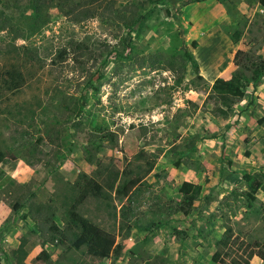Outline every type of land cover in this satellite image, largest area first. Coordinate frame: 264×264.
Returning <instances> with one entry per match:
<instances>
[{"label": "rangeland", "instance_id": "374dc122", "mask_svg": "<svg viewBox=\"0 0 264 264\" xmlns=\"http://www.w3.org/2000/svg\"><path fill=\"white\" fill-rule=\"evenodd\" d=\"M35 1L0 4V264H264L259 0H39L31 33ZM116 13L137 19L131 31ZM237 69L245 94L224 114L208 95ZM89 133L108 134L92 162ZM42 249L49 258L33 261Z\"/></svg>", "mask_w": 264, "mask_h": 264}, {"label": "trees", "instance_id": "16d2710c", "mask_svg": "<svg viewBox=\"0 0 264 264\" xmlns=\"http://www.w3.org/2000/svg\"><path fill=\"white\" fill-rule=\"evenodd\" d=\"M149 1L159 2L161 0H149ZM259 3L262 7H264V0H259ZM0 4L2 5V0H0ZM2 12L3 11L0 10V16L3 15ZM31 17H32V22L30 26L28 27V29L32 33L38 28V25L40 24V22H42V19H43L42 6L39 0L32 3ZM109 18L113 21H117V22H120L121 24H124L127 27L128 31H131L137 22V19L130 20V17H127L126 15L119 14V13H116L112 17L110 16ZM233 37H234V40L237 41L239 37L238 31L233 32ZM185 55L188 61L191 62L192 66H194L195 70H197L198 63L196 62L192 54L190 52H186ZM59 56L60 58H62L61 60H63L65 58V53L61 51L59 53ZM263 74H264V61H261L259 66L254 69L253 75L250 78L254 86L257 84V82L260 80ZM245 79L247 78L245 74L243 73V71L237 69L233 72L232 76L229 79L216 78L214 80L212 87H211L210 94L208 96L214 95L221 102L222 106H224L225 108V109H221L222 113L225 114L227 111H229L232 108V106L236 104L239 100H241V98L244 96L245 91L243 89V84L241 81ZM107 136L108 134L97 137L94 134L89 133V136L83 143V152L85 154V158L87 161L92 162L94 160L96 153L99 151L101 147L102 140H104V138H106ZM4 157H5V152L0 149V163ZM117 177H118V173H114V174L112 173V175L109 174L107 176L106 178V180L108 181L107 186L110 189H113L114 184L117 180ZM245 177L248 178L249 175H245ZM102 180L105 181V179H102ZM139 181H140V177H136L134 179L129 180L128 182H123L120 187L124 189L125 193H128L134 186L138 184ZM259 185L260 183L254 180L253 182H251L250 187L252 190H256L259 187ZM84 187H85V193L90 191L94 193L95 195L100 194L102 190V186L98 182H96L94 179L85 180ZM198 191L199 189L198 190L194 189L192 183H189V182H183V184L180 187V192L186 195L190 193H197ZM17 207L18 205L16 204L13 205L14 210H16ZM86 227L89 231L99 234V235L108 234L104 230L98 228L97 226L91 223H88ZM51 229H53L55 232H60V229L56 227L53 223H51ZM225 232L227 234V238L223 237L216 242L217 248L214 251L213 255L211 256V259L213 262H216L219 260L223 261L224 256L227 254L225 249L230 244L229 239L231 237V228L228 227ZM86 243L87 241L84 238L78 237L73 242V245L75 247H79L82 244H86ZM22 250L23 249H22V244H21L18 247V249H16V252L20 253V251ZM88 251L93 255L104 256L102 252L98 251L96 248H94L91 245L88 246ZM23 255L26 256L27 251H24ZM252 255H253V252H250L249 257H252ZM42 257H44V260H47L49 258V254L45 249H42L39 252V254L35 256L32 260L37 261L41 259Z\"/></svg>", "mask_w": 264, "mask_h": 264}, {"label": "crops", "instance_id": "0c3cea01", "mask_svg": "<svg viewBox=\"0 0 264 264\" xmlns=\"http://www.w3.org/2000/svg\"><path fill=\"white\" fill-rule=\"evenodd\" d=\"M38 254H39V253H38ZM36 256H37V255H36ZM31 258H32V257H31ZM31 258H30V259H31Z\"/></svg>", "mask_w": 264, "mask_h": 264}]
</instances>
